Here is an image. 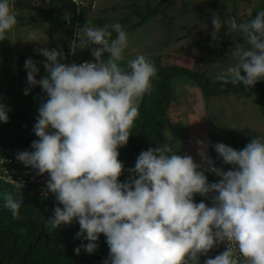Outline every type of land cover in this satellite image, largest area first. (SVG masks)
Returning a JSON list of instances; mask_svg holds the SVG:
<instances>
[{
    "label": "clouds",
    "instance_id": "9594fccd",
    "mask_svg": "<svg viewBox=\"0 0 264 264\" xmlns=\"http://www.w3.org/2000/svg\"><path fill=\"white\" fill-rule=\"evenodd\" d=\"M16 24L9 0H0V40ZM224 24L229 31L238 28L248 47L237 44L231 52L237 63L216 79L254 86L264 79V11L239 25L213 16L214 39ZM75 35L79 44L72 42V52L96 46L91 49L96 62L65 65L59 62L62 51L39 49L48 73L39 81L36 63L25 62L28 84H38L48 99L34 126L39 140L32 142L33 151L20 152L17 159L40 175L47 173V189L63 205L54 207L46 225L56 229L78 221L77 238L89 241L82 245L89 254L103 234L110 250L105 264H199L201 255L225 242L226 250L204 264H264V140L253 138L239 151L213 145L223 162L233 166L227 172L213 166L201 141L198 155L209 165L203 170L168 144L150 148L139 154L130 170L133 178L120 183L124 166L118 149L128 143L157 69L144 55L121 66L129 37L120 23L95 27L87 22ZM27 40L39 42L35 32ZM0 121L8 122L3 105ZM205 171L220 180L209 183ZM6 179L19 193L23 185ZM195 194H214L212 206L195 203ZM4 207L13 220L19 219L21 202L9 197ZM75 252L79 255L80 248Z\"/></svg>",
    "mask_w": 264,
    "mask_h": 264
},
{
    "label": "trees",
    "instance_id": "16d2710c",
    "mask_svg": "<svg viewBox=\"0 0 264 264\" xmlns=\"http://www.w3.org/2000/svg\"><path fill=\"white\" fill-rule=\"evenodd\" d=\"M40 1L41 3H46L48 6L46 10L49 13L48 22L50 30L57 33L60 29H68L65 30L66 37L69 40V54L67 53V58H74L75 63L82 62L81 59L85 57L86 53L83 48L79 47H77L75 53L72 52L71 46L75 39L74 35L77 29L83 28L87 22L95 27L120 23L131 39V37L134 38L136 35L143 33L142 28L151 24L163 12L164 8L167 9L166 6L169 7L174 2H169L170 0H142V2L139 0H124L126 3L133 2L131 5L125 7L124 9L127 10L118 17L108 18L106 21H102L101 19L93 21L89 19V14L93 4L100 0H16L14 6L19 10L18 16L21 27L33 28L35 25H45V21L41 19L40 14L32 13L34 10H44L43 6L40 5ZM76 1H82V3H77ZM225 1L227 8L217 10L212 7L209 12L203 11L205 9L203 4L206 5L205 0L183 1V10L185 7L190 6L188 7L189 10H185L183 17L187 15L190 19L196 18L190 15V10H198L197 17L206 28L204 32H197L199 39L196 37L195 43L199 49H203L204 46L202 38L206 39V37L213 35L214 26L212 25L213 27H211L213 16L220 15L219 17H223L225 20L229 18L228 20L233 24L239 25L255 18L259 11H264V0H258L251 9V12L244 15H241L239 0ZM169 14L170 19L168 23L171 25L167 26L169 27L168 32L171 35H166V38H163L166 34L164 32L159 37V42L164 46L161 49L162 51L156 50L159 54L170 43V40L167 39L171 38L172 40L173 33L182 32L184 35L173 41V43H177L182 38L186 39L188 35L195 34V30L201 28H191L179 20L176 13L170 12ZM27 15H30L32 19L28 17V20L26 18ZM172 15L175 17V21L171 20ZM22 18L25 19V22ZM165 24H167V21ZM70 26L73 29L72 31ZM232 34L238 39L239 44L245 48L248 47L238 28L232 29ZM222 35L220 30L216 38L219 39L223 37ZM113 36H115V33H113ZM147 36H150V34L148 33ZM156 38L158 40V37ZM10 40L13 41V39ZM76 43L78 44V42ZM182 45L184 48L186 47V45ZM217 48H219L218 44ZM217 48L213 56L217 54L219 50ZM187 53L190 54L191 50L190 52L187 51ZM76 57L78 61L75 59ZM126 64L121 62V66L126 67ZM212 64L214 63L210 62V65ZM65 65H68V61ZM154 65L157 69V75L152 80L153 90L150 94H145L141 99L139 116L130 130L128 143L118 149V159L124 166L123 173L120 176V183L128 182L133 178L134 174L130 170L135 168L137 158L142 151L165 144V135L170 125L169 114L173 108H177V106H174L175 80L187 78L207 98L244 96L251 98L252 102L254 101V103L264 108V79L259 80L254 86L245 87L242 83L232 85L231 83L224 84L222 81H216L209 76L207 71L192 69L186 66L161 64L159 62L154 63ZM242 75L246 74L242 72ZM5 109L7 110L8 122L0 121V159L7 157L11 151H33L31 147L32 142L39 139L24 137L20 134L28 118L27 111L21 107L14 106H5ZM1 172L2 167L0 165ZM1 186L15 188L14 185L8 184L2 179H0V188ZM21 189L25 193L19 197H12L0 192V264H105V261L109 258L110 250L106 237L103 234L99 236L96 242L98 246L95 251L89 254L85 251V247H82V245L86 246L89 241L83 237L77 238V233L80 231L78 221L74 220L70 225H61L56 229L51 228L50 225H46V222L53 216L54 207L59 206L63 208V205L58 203L55 196L48 198L40 197L38 192L31 190L27 186H23ZM9 197L21 202L19 219L13 220L11 212L4 207ZM193 199L194 202L212 204V198ZM77 248H80L79 255L75 252ZM205 261L204 257H199V264H204Z\"/></svg>",
    "mask_w": 264,
    "mask_h": 264
},
{
    "label": "rangeland",
    "instance_id": "374dc122",
    "mask_svg": "<svg viewBox=\"0 0 264 264\" xmlns=\"http://www.w3.org/2000/svg\"><path fill=\"white\" fill-rule=\"evenodd\" d=\"M15 1L16 0H9V4L11 10L16 15L17 24L6 34L3 41L0 40V105L4 107H21L27 111L28 118L20 134L24 137L39 139L34 133V126L39 116L38 109L42 103L46 102L48 97L38 84L36 86H30L28 84L25 62L27 59H31L36 63L39 69L36 80L39 81L41 78L48 75L44 68V63H47V60L43 55L39 54V49L46 48L49 51L54 49L62 51L64 58L60 59L59 62L63 64H67L68 61V65H71L74 62V58H67L69 54V40L65 34L67 28L65 30L60 29L57 33L50 30V24L48 22L49 13L46 10L48 6L46 3H41L40 1V5L43 6L44 10H34V12H32L34 14H40L41 19L45 21V25H35L32 28L21 27L18 16L19 10L14 6ZM139 1L142 2V0ZM183 1L184 0H170L169 2H173L169 5L170 8L166 6L167 9L164 8L163 12L160 13L151 24L143 27V33L136 35L134 38H129V47L124 53L125 59L122 63H127L128 60L134 59L137 55H144L153 63L159 62L161 64L186 66L192 69L207 71L211 78L219 81L216 79L217 75L227 67L237 63V58L232 56L231 52L236 48L237 44H239L238 39L234 37L232 30L229 31L228 25L224 24L221 28L223 37L214 39L213 35H211L210 37H206V39L202 38V40H204V46L203 49H199L195 43V38L197 37L199 39L197 32H204L206 28L197 17L198 10H190V15L196 18L190 19L187 15L183 17L185 10H189L188 7H190L187 6V8L185 7L183 10ZM257 1L258 0H239L241 15L245 13L249 14ZM76 2L82 3V1ZM132 2L133 1L126 3L124 0L97 1L93 4L89 19L93 21L98 19L106 21L108 18L118 17L127 10L124 8L131 5ZM225 2V0H205L206 5L203 4V6H205L203 11L209 12L212 7L213 9L223 10L227 8ZM170 12L176 13L178 19L183 21L187 26L191 28H201L196 29L195 34L188 35L186 39L182 38L177 43H173V41H176L183 33H173L175 40L173 36L172 40L168 38L167 40H170V43L166 45L164 51L159 54L156 50L159 49V51H162L161 49L164 47L159 42V37L162 36L164 32L166 34L163 38H166V35H171V33L168 32L169 27L167 26L171 25L168 23ZM28 17L31 18L30 15H27L26 18L28 20ZM22 19L25 22V19ZM220 19L222 21L225 20L223 17H220ZM171 20L175 21L173 15ZM166 21L167 24H165ZM211 27H213L212 24ZM70 29L71 31L73 30L71 26ZM162 29L163 31H161ZM30 32H35L37 34L39 42H29L27 40V36ZM148 33L150 36H147ZM216 35H218V33ZM74 36L76 37V35ZM156 37H158V40ZM10 39H13V41ZM75 42L79 44L77 39ZM216 43L219 48H217ZM182 44L186 45V47L184 48ZM93 47L95 46L83 48L86 54L84 55L85 57L81 59L82 61H95V58L91 55V49ZM216 48L219 50L217 54L213 56ZM190 50L191 53L188 54L187 51L190 52ZM17 53H19V56L16 55ZM107 58L108 54L105 53L102 59L106 60ZM209 58L210 60H208ZM75 59L77 60V57ZM209 61L214 64L210 65ZM25 90H28V95H25ZM174 92V106H177V108H173L169 114L170 125L165 135V144L170 145L177 155H190L197 165H202L201 170L207 169L209 165L204 163L198 155V150L200 148L198 141L207 145V148L203 150L213 161V166L227 172L233 166L223 162L213 145L223 143L239 151L250 143L253 138L259 137L264 140V108L254 103V101L252 102L251 98L244 96L207 98L195 85H193V82H190L187 78H180L174 81ZM204 174L209 183H216L220 180V177L209 171H205ZM120 181L119 177V182ZM0 192L11 195L12 197L23 196L25 193L22 189L17 193L15 188L11 186H1ZM212 195L214 194H209V196L204 197L195 194L193 198L211 199Z\"/></svg>",
    "mask_w": 264,
    "mask_h": 264
},
{
    "label": "built area",
    "instance_id": "2783aa9c",
    "mask_svg": "<svg viewBox=\"0 0 264 264\" xmlns=\"http://www.w3.org/2000/svg\"><path fill=\"white\" fill-rule=\"evenodd\" d=\"M74 38H75L74 41H76L77 38L76 37ZM84 62H89V61L86 60L82 61L78 63V65ZM73 63H75V60ZM27 151L31 152L30 150ZM20 152L23 151L20 150L11 151L9 152L7 157L0 159V165L2 167V172L0 173V179H2L4 182L8 184L13 185L12 183L8 182V180L6 179V178H10L11 180L22 184L23 186H27L31 190L38 192L40 197L48 198L51 196H55L47 189V183L50 180V176L47 173L40 175L38 173V170L32 167H26L23 162L17 159V154ZM45 193H47L46 196ZM195 203L198 204V202ZM206 205L209 207L212 206V204H206ZM226 248H227V242L221 243L218 246L211 249L208 252L207 256L205 255H201V256L204 257L205 259L214 258L217 255L224 252ZM237 256H239L238 252H237ZM239 258L241 261H243L242 257Z\"/></svg>",
    "mask_w": 264,
    "mask_h": 264
},
{
    "label": "crops",
    "instance_id": "0c3cea01",
    "mask_svg": "<svg viewBox=\"0 0 264 264\" xmlns=\"http://www.w3.org/2000/svg\"><path fill=\"white\" fill-rule=\"evenodd\" d=\"M17 55V54H16ZM19 56V55H18Z\"/></svg>",
    "mask_w": 264,
    "mask_h": 264
}]
</instances>
